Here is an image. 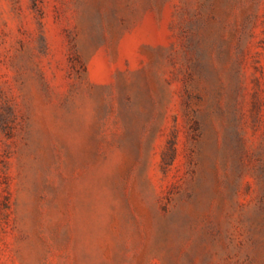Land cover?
I'll return each instance as SVG.
<instances>
[{"label": "rangeland", "instance_id": "1", "mask_svg": "<svg viewBox=\"0 0 264 264\" xmlns=\"http://www.w3.org/2000/svg\"><path fill=\"white\" fill-rule=\"evenodd\" d=\"M0 264H264V0H0Z\"/></svg>", "mask_w": 264, "mask_h": 264}]
</instances>
